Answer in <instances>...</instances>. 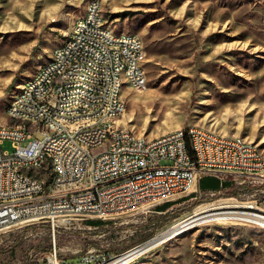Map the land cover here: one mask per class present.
Here are the masks:
<instances>
[{
    "label": "rangeland",
    "instance_id": "rangeland-1",
    "mask_svg": "<svg viewBox=\"0 0 264 264\" xmlns=\"http://www.w3.org/2000/svg\"><path fill=\"white\" fill-rule=\"evenodd\" d=\"M88 1L0 0V120L14 123L5 113L11 99L65 41L72 22L85 11ZM206 1L100 0L108 25L115 31L138 35L144 48L141 64L146 88L121 87L126 105L115 124L147 137L181 126L200 125L256 142L264 154L262 26H256V21L247 23V14L240 15L239 31L223 29L216 38H207L206 60L199 58L198 50L190 52L185 43L174 45L170 39L171 26L177 20L184 27L192 23L186 17L189 10L197 16L207 14ZM251 1L264 6V0ZM217 8L229 14L234 5L223 0ZM182 35L185 41L187 33ZM35 136L40 138L41 134ZM1 148L12 152L14 146L5 139ZM223 178L228 185L221 191L197 188L184 198L166 201L172 204L164 210L161 206L165 202H160L149 211H137L118 220L76 218L68 228L55 230L54 238L47 222H18L0 231V249L18 242L12 251L0 252V264L45 260V248H51L54 240L62 258L73 259L77 252L89 247L121 252L155 236L160 228L197 207L224 199L236 200L242 204L239 206L252 205L247 209L264 214V181L259 190L242 191L236 197L230 192L237 184ZM194 201L197 202L188 210L159 225L158 219L166 211ZM236 207L228 209L241 211ZM146 250L129 264H264V225L235 217L207 220Z\"/></svg>",
    "mask_w": 264,
    "mask_h": 264
},
{
    "label": "built area",
    "instance_id": "built-area-1",
    "mask_svg": "<svg viewBox=\"0 0 264 264\" xmlns=\"http://www.w3.org/2000/svg\"><path fill=\"white\" fill-rule=\"evenodd\" d=\"M96 2L80 15V21L72 22L71 42L56 56V65L36 73L29 90L5 110L8 120L20 112H28V119L21 125L0 120V231L25 220L44 221L54 238L55 230L68 228L76 217L118 220L184 198L197 191L198 179L204 175L238 178L259 190L264 181L262 149L256 142H242L240 135L234 140L216 138L208 128L186 125L148 146L147 136L133 141L127 126L121 125V134H113L112 126L100 125L102 116L126 105L125 99H118L122 90L118 69H126L131 81L140 85L144 72L137 69V55L142 53L138 35L107 37V20L98 24L93 15ZM119 55H126V62H119ZM54 74H64L65 82L56 83L54 97L34 103L32 93H43ZM82 104H89V111H82ZM84 114H96L97 123L84 122ZM32 117H40L41 126L28 127ZM71 119H81V126H71ZM100 138H109L103 156L83 154L73 147V140L98 142ZM5 139L12 141V152L2 150ZM43 151L58 152V159L51 162V177H43V168H37ZM86 168L94 170L90 185L59 192L61 182L82 179ZM144 243L116 253L89 247L69 259L58 254L54 240L46 259L34 264H114Z\"/></svg>",
    "mask_w": 264,
    "mask_h": 264
},
{
    "label": "bare ground",
    "instance_id": "bare-ground-1",
    "mask_svg": "<svg viewBox=\"0 0 264 264\" xmlns=\"http://www.w3.org/2000/svg\"><path fill=\"white\" fill-rule=\"evenodd\" d=\"M97 1V2H96ZM94 2H96L95 7H93V15L96 18L98 24H105V17L102 12V4L100 0H89L87 3V7L85 11H89L91 6H93ZM75 21H80V16L76 18ZM105 33L107 37L111 38H126L127 34L130 36H137L135 34L125 32V31H115L109 25H105ZM71 42V35L65 38V41L58 47L53 50V53L48 61L42 64L37 71L27 79L21 86V88L17 91V93L11 99L9 105L6 110H10L17 100H20L21 95L29 90V86L32 82H35V74L38 72H42L44 69L53 67L56 65V56H59V52L67 50V43ZM139 49L142 53H138L137 55V69L139 71H143V85H140L139 82L131 81L130 76H128V72L126 69H118V89H121L123 85H126L129 89L134 90H144L146 88V73L145 69L141 64L142 56L144 52L142 40L138 37ZM119 62H126V55H119ZM65 75L64 74H54L53 75V83H49L47 88L43 90V93H32V100L34 103H42L46 102V98L54 97L56 94V83H64ZM118 99H123L121 95V91L118 92ZM125 109V105L123 107H117V110H110V114L102 116L100 118L101 126H112L113 134H121V126L115 124V119L120 117ZM82 111H89V104H82ZM14 123L12 125H21L24 121L28 119V112H20L15 118H12ZM84 122L89 124L97 123L96 114H84ZM41 126L40 117H32L28 120V127H38ZM71 126H81V119H71ZM192 128H206L200 125L191 124ZM179 128V127H178ZM132 140L133 141H141L146 136L135 134L133 131ZM173 133H177V128L168 130L160 135L148 137V146H155L157 144L158 137L172 135ZM208 133L216 135V138H227V140H234V138H239V135H231V134H222L216 132L214 130L208 129ZM240 139L244 143H254L244 137L240 136ZM73 147H79L80 151L83 154H92V156H103L108 153L109 150V138H100L98 142H83V140H73ZM260 158L264 160V154L260 150ZM52 159H58V152L51 151H43V160H37V168H43V177H51V162ZM92 178H94V170L93 168H86V172L82 175V179H75L71 181L61 182L59 184V192H68V190H79L83 189L84 185H90L92 183ZM242 205L240 202L232 199H224L216 202H212L206 205H202L197 207L193 212H189L188 214L177 218L160 228L156 235L145 242L143 247L140 250L136 251H127L118 257L114 264H121L129 259L137 256L142 250L148 249V247L159 243L162 240H166L176 234L181 233L193 226H196L207 220H214L218 218H238L243 220H252L254 222H258L264 225V214L251 211L247 208L253 207L250 206H239ZM240 208L234 211L232 209H228L230 207ZM227 208V209H223ZM244 208V209H243ZM219 209H222L218 211ZM243 209V210H242ZM247 209V210H245ZM250 212V213H246ZM236 215V216H235ZM79 218V217H76ZM75 218V219H76Z\"/></svg>",
    "mask_w": 264,
    "mask_h": 264
},
{
    "label": "crops",
    "instance_id": "crops-1",
    "mask_svg": "<svg viewBox=\"0 0 264 264\" xmlns=\"http://www.w3.org/2000/svg\"><path fill=\"white\" fill-rule=\"evenodd\" d=\"M238 1H242V4L239 5ZM208 12L205 14L203 12V15L191 13L190 10L188 13H186V17L188 20L192 23L186 24L184 27L183 24H181L180 21H176L174 25H172V36L170 39H172V43L174 45H179L181 43H185V45H188L190 48V52H196L198 50L199 58L202 60H206V50L208 46L207 38H216L217 35H220L218 32H222L223 29H231V32H237L240 30L239 27V16L247 14L248 22L247 23H254V21L257 22L256 26H262L260 27L262 30L264 29V6L261 4H253V1L251 0H227L229 4L234 5V8L230 9L229 14L223 13V11H220L217 8L218 3L223 2V0H208ZM202 13V12H201ZM227 25V26H226ZM217 32V33H216ZM183 33H187V36L183 37ZM197 34V39H196ZM183 37V38H182ZM213 43V42H212ZM195 46V47H194ZM197 46V48H196ZM194 47V48H193ZM201 53L203 55H201ZM208 176L209 181L213 182L215 185H217V189H209L212 191H221L222 189H226V187H223L221 184L224 182H227L223 180L224 176H217V175H204L201 176L198 179L197 187H199V181L200 179ZM230 180H233L235 184L242 185V186H250L246 184V182H243L242 180L238 178H232V177H226ZM234 185V184H233ZM232 185V186H233ZM263 185H260L259 187H262ZM253 187V186H251ZM255 187H253L254 189Z\"/></svg>",
    "mask_w": 264,
    "mask_h": 264
},
{
    "label": "trees",
    "instance_id": "trees-1",
    "mask_svg": "<svg viewBox=\"0 0 264 264\" xmlns=\"http://www.w3.org/2000/svg\"><path fill=\"white\" fill-rule=\"evenodd\" d=\"M223 187H226L228 185V182H224L221 184ZM199 187L200 190H204V191H212L209 189H217V185H215L213 182L209 181L208 176L200 179L199 181ZM253 187L251 186H242V185H236L232 191L230 192L232 196H236V197H240L239 195H241L240 193L242 191H246V190H252ZM197 201L194 202H190L184 206H180L177 208H173L170 209L168 211H166L162 216H160V218L158 219V223L159 225H163L165 223H167L170 219H172L175 215L180 214L186 210H188L191 206H193ZM172 204V202H165L161 207V210H164L166 208H168L170 205ZM97 222V221H96ZM98 223V222H97ZM100 232H103L102 230H100ZM18 242L13 243L12 245H10L8 248L6 249H0V252H9L12 251L14 249V247L17 245ZM45 250H49V248H45Z\"/></svg>",
    "mask_w": 264,
    "mask_h": 264
},
{
    "label": "water",
    "instance_id": "water-1",
    "mask_svg": "<svg viewBox=\"0 0 264 264\" xmlns=\"http://www.w3.org/2000/svg\"><path fill=\"white\" fill-rule=\"evenodd\" d=\"M153 237H154V236H153ZM153 237H151V238H153ZM151 238L147 239L146 241L150 240ZM146 241H144V242H146Z\"/></svg>",
    "mask_w": 264,
    "mask_h": 264
}]
</instances>
